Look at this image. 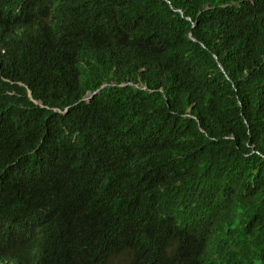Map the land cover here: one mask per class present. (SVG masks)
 I'll return each mask as SVG.
<instances>
[{
	"label": "trees",
	"instance_id": "16d2710c",
	"mask_svg": "<svg viewBox=\"0 0 264 264\" xmlns=\"http://www.w3.org/2000/svg\"><path fill=\"white\" fill-rule=\"evenodd\" d=\"M20 184L37 264H264V0H0Z\"/></svg>",
	"mask_w": 264,
	"mask_h": 264
},
{
	"label": "clouds",
	"instance_id": "9594fccd",
	"mask_svg": "<svg viewBox=\"0 0 264 264\" xmlns=\"http://www.w3.org/2000/svg\"><path fill=\"white\" fill-rule=\"evenodd\" d=\"M23 3L24 0H20V4ZM32 170L33 178L39 183L41 181L50 182L44 166L33 165ZM18 188L10 194H0V204L13 198L16 199L27 191L22 184ZM12 245L13 249L10 250ZM39 255V241L36 239L33 224L17 216L0 213V264H37Z\"/></svg>",
	"mask_w": 264,
	"mask_h": 264
},
{
	"label": "water",
	"instance_id": "95a60500",
	"mask_svg": "<svg viewBox=\"0 0 264 264\" xmlns=\"http://www.w3.org/2000/svg\"><path fill=\"white\" fill-rule=\"evenodd\" d=\"M94 94H95V93H92L91 95H89V96L87 97V99H90ZM29 96H31V95L29 94Z\"/></svg>",
	"mask_w": 264,
	"mask_h": 264
}]
</instances>
